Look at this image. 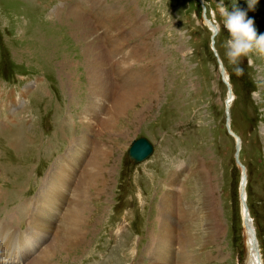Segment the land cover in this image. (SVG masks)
<instances>
[{
	"label": "rangeland",
	"instance_id": "obj_1",
	"mask_svg": "<svg viewBox=\"0 0 264 264\" xmlns=\"http://www.w3.org/2000/svg\"><path fill=\"white\" fill-rule=\"evenodd\" d=\"M221 2L229 10L236 6L247 12L258 34H264V0L254 8L248 0H0V193L5 194L0 251L13 246L20 258L25 248L29 264L48 246L46 233L40 235L45 243L34 242L33 232L42 231L31 224L32 214L37 213V223L54 224L47 219L59 216L53 207L59 209L60 201L46 200L51 192H45L44 180L56 173L59 156L71 145L82 146L80 136L88 132H83V122H91L87 144L91 152L99 142L108 146L106 163H114L111 186L90 203L99 221L88 250L73 263L57 258L50 264H148L157 232L150 230L157 229L155 218L171 184L178 196L187 186L186 197L196 206L203 205L208 188L216 196L222 222L219 252L213 251L214 244V249L207 246L211 258L198 264H249L237 137L226 128V101L232 100L229 121L241 140L247 206L264 264V56L253 52L251 65L249 57H242L243 74H236L225 55L229 36ZM203 6L219 26L215 46ZM129 55L133 58L126 60ZM120 94L129 97L125 106L133 101V108L120 111V116L126 112L122 125L100 135ZM142 136L151 140L154 152L131 164L129 148ZM198 164L204 180L191 176ZM83 169L67 172L73 197ZM59 180L54 176L51 188L56 198H71ZM55 230L53 226L49 238ZM32 244L37 245L34 253Z\"/></svg>",
	"mask_w": 264,
	"mask_h": 264
},
{
	"label": "bare ground",
	"instance_id": "obj_2",
	"mask_svg": "<svg viewBox=\"0 0 264 264\" xmlns=\"http://www.w3.org/2000/svg\"><path fill=\"white\" fill-rule=\"evenodd\" d=\"M130 56L131 55L127 56L126 60L129 58H133V56L132 57ZM101 76H102V73H101ZM226 80L229 81L227 74H226ZM134 92L135 91H133L132 93ZM128 98L129 97H127L125 94H120L117 96V99L114 102V106L109 112L107 121H104L102 123L100 135L103 134V130L105 133L110 132L111 129L113 128V125H115L116 123H120L121 125L123 124L122 119L125 118L126 112L128 113V110L130 108L132 110L133 108L132 100H129L125 106V101ZM231 102L232 100H230L229 102V105H230L229 110L231 109ZM125 108H126V112L122 113V116H120L119 115L120 111L124 110ZM92 110H96V109L92 108ZM92 110L88 108V111H90L89 114L95 115L96 111L94 112ZM117 115H119V120H117ZM88 123L89 122L87 123L83 122L84 124L83 132H85L86 130L89 132V128H91L92 123L91 122L89 124ZM231 130H232V127H231ZM87 133H85L83 137L82 135L80 136V138H84L81 140L83 141L82 146L71 145L65 151L64 154L59 156L58 161L61 163L60 164L57 163V165L55 166V168H59V169L52 176L51 174H48V177L50 179H48L47 177L44 180L46 181L45 192L48 189H49V192H51L50 196H46V200L50 202L51 200L60 201L59 203H56L58 204L59 209L56 210L54 207L53 209L56 212V215L60 216L61 214H63L62 215L63 217L62 219H60L61 221L59 220V223H58V219L60 217L58 216L56 218L55 215L53 214V216L48 217L47 220L55 221L54 224L47 225L44 222L43 223H37L38 221L35 222L34 217H36L37 213L33 212L32 217H31L32 218L31 224L34 225L33 226L34 228H37V229L41 228V231H42L41 233L37 231L33 232V234L36 237V239H34L35 240L34 242L35 243L40 242L42 244L44 241L43 239L40 238V235L46 233L45 235L48 237V239L46 240L48 246L46 245L47 247L40 253V255H38L29 264H50L52 260L57 259V258L60 260H65L66 258H68L70 261L71 260L76 261L77 257L80 255V253L83 252V250L86 247H87L86 251L88 250V247H89L88 244L90 240L92 239V235H93V232L95 231L96 224L99 221L98 214L94 211V209L92 210L90 203L94 202L93 201L94 195L98 191L104 190L106 186L107 187L105 188V190L108 191L109 187L111 186L110 178H111V173H113L112 168H113L114 163H112V165H107L106 159H107V156H110V151L108 150V146H106L105 149L102 148L100 146L101 144L100 142H99L100 144L97 143V147L94 150V152L92 151L93 152L92 154L90 150L91 149L90 147H92V145L87 144L88 143ZM81 141L78 143L76 142L77 145H81ZM90 153L92 155L89 158L88 156ZM72 159L75 161L74 163H71ZM63 160L66 161V164L63 165L62 167ZM84 163H85V166L81 167ZM78 168L79 169L84 168V169H83L82 174L79 175V178H77L79 179L77 182V185L76 184H75L76 186L74 185L75 190L74 189L73 190L76 193L73 197V194H71V192H68V189H67V187L70 184L69 182L70 178L67 177L68 176L67 172L70 169L77 170ZM202 174H203V169L198 164L197 168L194 170L191 176H194V177L198 176L201 179H203L204 176ZM56 175L60 179L59 180V183L61 186L60 188L67 189L68 195L72 196L71 198H67L66 200L64 199L63 201H61V199L58 200L56 198L58 195L54 194V190L51 189V188H54L53 178ZM174 177H177V176H174ZM205 179H208V177ZM247 184H248L247 171L242 169L240 192H242L244 195V198L246 201L245 204H247V190H246ZM172 187H174L172 184L171 186L169 185V188L166 191V194L163 193V197H164L163 204L164 205L161 206L160 211L157 214L158 216H156L155 218L156 220H158V223H157L158 225H156L157 229L155 227L153 230H150V232L151 231L154 233L156 231L157 232L155 235L156 241L152 243L151 245L153 246L152 250L149 249L150 259H149L148 264H172V263L173 264H198L201 262H205L206 257L211 258V254L206 249L207 246H211V248L214 249V247H212L214 244V246H216V250H213V251L219 252L218 245L220 244V237L222 233V222L220 221V219L217 220L219 209L217 208V204L215 202L216 196L214 192H212L211 188H208L207 191L205 190L203 192V201H204L203 205L196 206L195 203H193L192 201H189L186 197L185 193L187 190V186H184V191L182 193V196L175 195V192L170 189ZM2 199H5L4 193H0V202H2L1 201ZM188 208H191V209L187 213L186 209ZM246 209L247 208L245 207V205L243 206V203H242L241 210H242L243 215H245L244 220H246L245 226L247 228V233H248V246H249L248 248H250L249 264H260L261 260L258 257L260 250L256 242V236L254 234L253 229L250 228V224L249 223L246 224L247 217L250 219L251 225L253 224L250 211L247 214ZM42 211L43 209L40 210V212ZM174 217L179 218L180 227H178L176 223L174 222V219H175ZM199 219L203 220L202 224L200 225L201 227L200 226L198 227L197 225L199 223L197 222V220ZM53 226H55L56 230H55V234L53 235V238L51 239V237L49 238L48 234L52 231ZM197 241H199L200 244H198ZM36 246H37L36 244H32L30 246V250L32 253H34L33 250ZM11 248L12 246H9V245H4L1 248L0 261H5L7 258L12 259V260L19 258V256L21 255L20 252H18V250L15 251ZM173 251H175L176 256H178L177 260L174 259L173 257L174 255ZM16 252H17V255L13 259V254H15ZM217 257L218 256L216 255L215 258ZM71 263H73V261H71Z\"/></svg>",
	"mask_w": 264,
	"mask_h": 264
},
{
	"label": "clouds",
	"instance_id": "obj_3",
	"mask_svg": "<svg viewBox=\"0 0 264 264\" xmlns=\"http://www.w3.org/2000/svg\"><path fill=\"white\" fill-rule=\"evenodd\" d=\"M257 0H248L249 8H254ZM220 13L223 17V26L227 29L229 38L225 41V55L230 64L235 65L237 75L243 74L239 66L242 57H249L253 52L264 56V34H258L253 19L247 17V12L234 6L229 10L223 2L220 4Z\"/></svg>",
	"mask_w": 264,
	"mask_h": 264
},
{
	"label": "water",
	"instance_id": "obj_4",
	"mask_svg": "<svg viewBox=\"0 0 264 264\" xmlns=\"http://www.w3.org/2000/svg\"><path fill=\"white\" fill-rule=\"evenodd\" d=\"M204 17L206 18L205 15H204ZM206 20H207V22L209 24H211V21L209 19L206 18ZM211 26H213V25H211ZM214 28L217 30V27L214 26ZM213 37H214V35H212V44H214ZM214 52H215L216 56H218V53L216 52V50H214ZM220 63H221V61H220ZM221 72H222V77H223L224 81L226 83H228V81L226 80V73H225L224 68H222V65H221ZM229 91H230V94H231L232 89H231L230 85H229ZM229 119H230L229 118V112H228V109H227V122H226L227 130H228L229 134L234 135V136L237 137L236 160H237L238 164L241 166V168L243 170H246L245 166L242 164L241 160L239 159L240 138H239L238 135L234 134L233 131L231 130V124H230ZM128 152H129V157L132 159V161L134 163H141V162L147 160L153 154L154 146H153V143L147 137L142 136V137H139V138L133 140ZM241 202L243 203V206L245 205V207L247 208L246 209V213L248 214L249 209H248L247 204H245L246 201H245V198H244V195H243L242 192H241ZM247 223H249L250 224V228L253 229L252 225H251V221H250V219L248 217H247L246 224Z\"/></svg>",
	"mask_w": 264,
	"mask_h": 264
},
{
	"label": "trees",
	"instance_id": "obj_5",
	"mask_svg": "<svg viewBox=\"0 0 264 264\" xmlns=\"http://www.w3.org/2000/svg\"><path fill=\"white\" fill-rule=\"evenodd\" d=\"M215 38V37H214ZM248 176V175H247Z\"/></svg>",
	"mask_w": 264,
	"mask_h": 264
}]
</instances>
